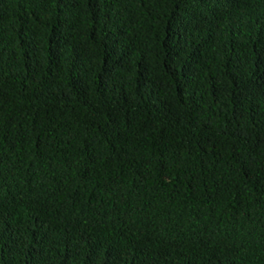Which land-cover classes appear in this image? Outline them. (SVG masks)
Here are the masks:
<instances>
[{"label": "trees", "instance_id": "16d2710c", "mask_svg": "<svg viewBox=\"0 0 264 264\" xmlns=\"http://www.w3.org/2000/svg\"><path fill=\"white\" fill-rule=\"evenodd\" d=\"M0 264H264V0H0Z\"/></svg>", "mask_w": 264, "mask_h": 264}]
</instances>
